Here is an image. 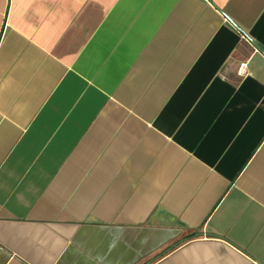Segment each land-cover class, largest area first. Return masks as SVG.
Masks as SVG:
<instances>
[{
  "label": "crops",
  "instance_id": "0c3cea01",
  "mask_svg": "<svg viewBox=\"0 0 264 264\" xmlns=\"http://www.w3.org/2000/svg\"><path fill=\"white\" fill-rule=\"evenodd\" d=\"M0 264H264V0H0Z\"/></svg>",
  "mask_w": 264,
  "mask_h": 264
}]
</instances>
